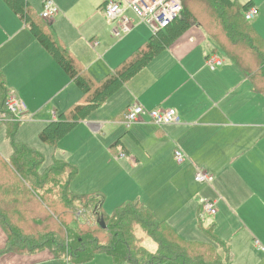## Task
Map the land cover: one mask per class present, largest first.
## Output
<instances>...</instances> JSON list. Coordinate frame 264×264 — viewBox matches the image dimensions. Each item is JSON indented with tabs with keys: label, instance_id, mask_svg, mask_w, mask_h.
Masks as SVG:
<instances>
[{
	"label": "crops",
	"instance_id": "obj_1",
	"mask_svg": "<svg viewBox=\"0 0 264 264\" xmlns=\"http://www.w3.org/2000/svg\"><path fill=\"white\" fill-rule=\"evenodd\" d=\"M28 1L40 15L45 0ZM54 1L60 12L46 22L97 80L153 35L146 24L137 22L132 31L116 39L114 25L104 12L107 0ZM240 2L257 9L251 23L264 40V0ZM165 39L168 43L159 54L97 109L102 112L79 121L56 149L52 147L53 157L88 168L71 183V191L105 192L106 214L138 199L185 239L202 240L192 235L198 231L200 204L215 200L218 211L207 216L205 223L215 225L229 247L233 264H264V94L226 57L222 56L223 65L218 68L208 66L207 57L215 47L210 46L211 39L200 26ZM0 71L8 91L25 103L23 118L31 120L32 113L42 112V128L58 120L82 96L75 82L3 0ZM68 89V105H60L58 98ZM135 103L146 109L176 108L180 121L160 127L145 115L144 121L127 127L125 114ZM177 149L186 157L182 164L175 160ZM11 154L12 150L0 151L4 159ZM199 169L212 173L214 181L197 182ZM6 240L0 226V250ZM0 264L114 261L100 253L89 262H67L45 248L32 253L2 252Z\"/></svg>",
	"mask_w": 264,
	"mask_h": 264
},
{
	"label": "trees",
	"instance_id": "obj_2",
	"mask_svg": "<svg viewBox=\"0 0 264 264\" xmlns=\"http://www.w3.org/2000/svg\"><path fill=\"white\" fill-rule=\"evenodd\" d=\"M3 1L82 92L78 103L62 112L58 120L48 123L39 134L40 140L54 149L79 121L87 119L159 54L168 43L162 35L179 20L180 25L171 34L178 36L192 26H200L209 39L225 46L221 48L226 58L252 81L256 91L264 94V40L245 18L249 3L181 0L183 10L169 27L153 33L147 43L97 80L28 0ZM8 92L5 75L0 71V112L8 117L5 123L12 147L9 159L0 155V226L7 236L0 253H32L47 248L60 260L68 258L73 263L89 262L97 254L105 253L114 264H233L229 247L216 233L214 224L205 229L210 242L185 239L138 199L124 202L108 215L103 210L105 199L100 193L71 191V183L79 173L77 166L53 157L52 163L43 168L45 155L16 138L20 122L10 120L12 115L5 107ZM18 189L19 193L14 192ZM76 201L84 204L85 208L80 207L85 210L84 219L76 230H70L71 220L67 218L73 216ZM90 210L97 220L89 225L85 218ZM100 217L104 219V228L98 221ZM199 227L204 228L201 220ZM145 236L156 243L155 251L144 246Z\"/></svg>",
	"mask_w": 264,
	"mask_h": 264
},
{
	"label": "built area",
	"instance_id": "obj_3",
	"mask_svg": "<svg viewBox=\"0 0 264 264\" xmlns=\"http://www.w3.org/2000/svg\"><path fill=\"white\" fill-rule=\"evenodd\" d=\"M183 5L181 0H107L104 5V12L107 18L114 23L113 36L121 39L127 33L132 31L136 22L145 23L153 33L169 27L181 14ZM129 11L132 12L129 13ZM60 10L54 0H45L41 11V17L46 20H53ZM257 15V9L250 7L245 14L247 20H253ZM97 44V41H93ZM223 58L220 54L211 53L207 57V64L212 69L223 65ZM5 107L9 114L12 115L10 120L16 122L23 121V115L27 113L25 103L18 98L13 91H9ZM148 116L151 123L157 126L176 124L180 121V113L176 108L156 107L146 109L139 103L129 106L124 123L127 127L144 121V116ZM8 120L5 113L0 112V125ZM125 154H121L124 157ZM175 160L178 164L185 162L184 153L177 149L175 151ZM215 177L212 173L204 169H199L195 175V180L199 183H212ZM215 200H202L200 204V216L215 215L217 213Z\"/></svg>",
	"mask_w": 264,
	"mask_h": 264
},
{
	"label": "rangeland",
	"instance_id": "obj_4",
	"mask_svg": "<svg viewBox=\"0 0 264 264\" xmlns=\"http://www.w3.org/2000/svg\"><path fill=\"white\" fill-rule=\"evenodd\" d=\"M239 2H240V0H238ZM183 10V9H182ZM38 12V11H37ZM129 13H132L131 11H129ZM105 15H106V13H105ZM210 20V19H209ZM138 22V21H137ZM137 22H136V24H137ZM142 23V22H141ZM253 23V22H252ZM145 24V23H144ZM111 25H114L113 23H111ZM180 25V20L179 21H177L172 27H170L168 30H166V32L165 33H167V32H170V34H171V30L172 31H174L175 29H177L178 28V26ZM214 28V27H213ZM163 34L162 36L163 37H166V35L167 34ZM110 36V35H109ZM122 39V38H121ZM209 42V44H210V46H212V47H216L217 49H215L216 51H214V49H212L211 50V52L212 53H216V54H220L221 56H225V51L223 50L224 48H225V46L224 45H222L221 47L223 48H221L220 46H219V44L218 43H216V42H214V40H209L208 41ZM107 45V44H106ZM106 47V46H105ZM224 52H223V51ZM226 57V56H225ZM74 86V85H73ZM74 88H76L75 86H74ZM77 89V88H76ZM78 90V89H77ZM69 95H71V90L70 89H68L63 95H61L59 98H58V100L59 99H61V102H60V105H65V106H67L68 104H67V100H68V98H69ZM57 106H59V105H57ZM68 109V108H67ZM102 109H100V110H98L97 111V109L96 110H94L91 114H95L96 116H97V114H99V112H102L101 111ZM33 115H32V118H31V120H27L26 118H23V121L22 122H20L19 123V129H18V131H17V136H16V138H17V140L18 141H20V142H22L23 141V143H27V144H29V145H31V146H33L35 149H37L38 151H40V152H42L44 155H45V162H44V165H43V168L45 167V166H47L48 164H51L52 163V161H53V154H52V146L50 145V144H48V143H44L43 141H41L40 140V138H39V134H40V132L42 131V118H43V114H42V112H34V113H32ZM90 114V115H91ZM101 114V113H100ZM12 150V147H11V144H10V140L8 139V137H7V126L5 125V123L3 122V123H1V125H0V151H3L4 153H9L10 151ZM52 157V158H51ZM51 159H52V161H51ZM68 161V160H67ZM72 164H74V165H76L77 166V168H78V170H79V173H78V175L75 177V179L74 180H77V178L79 177V175L81 176V175H83V174H86L87 173V171H88V168L87 167H85V166H81V165H79L77 162H74V161H71V160H69ZM19 189L18 190H16V191H14V192H18L19 193ZM24 192V191H23ZM96 192H98V193H100L101 195H103L104 196V199H105V192H100V191H96ZM24 193H26V191L24 192ZM92 193H95V192H92ZM91 194V193H90ZM22 198H25L24 197V195H23V197ZM34 198H36V197H34ZM86 202V201H85ZM76 204H77V207H73L74 209H73V216L71 217V216H68V220H71L69 223H68V227H69V229L70 230H76L77 229V227L79 226V222H81L83 219H82V216H84L83 215V213H85V210L83 209V208H80V207H84V204H82V203H80V202H77L76 201ZM103 206H104V208H103V210H104V212H105V201H104V203H103ZM85 208V207H84ZM112 210H108V215L109 214H113V212H114V209L113 208H111ZM86 218H85V220H86V222L88 221L89 222V225L90 224H94L95 222H96V218H95V216L93 215V212L90 210L89 212L88 211H86ZM81 216V217H80ZM80 218V219H79ZM62 219V218H61ZM77 219H79V220H77ZM199 219L204 223V228L202 229V228H200L199 227ZM199 219H197V232H195V234H192L193 236H199V237H201V238H199V239H202V240H197V241H203V242H210L211 241V239L209 238V236H208V234L206 233V231H205V229H206V227L207 226H209L208 224H206L207 223V221H208V218L206 217V218H202L200 215H199ZM205 220V221H204ZM206 222V223H205ZM99 234H102V233H99ZM141 235H143L144 236V233L142 232L141 233ZM191 239H197L196 237L195 238H191ZM143 244H144V246L146 247V248H148L149 250H151V251H153V250H155L156 249V247H157V245H156V243L152 240V239H150V238H148V237H145L144 238V241H143ZM100 254V253H99ZM105 254V253H104ZM223 254V253H222ZM65 261H67V262H69V260H68V258H66L65 259ZM160 264H162V263H160Z\"/></svg>",
	"mask_w": 264,
	"mask_h": 264
},
{
	"label": "water",
	"instance_id": "obj_5",
	"mask_svg": "<svg viewBox=\"0 0 264 264\" xmlns=\"http://www.w3.org/2000/svg\"><path fill=\"white\" fill-rule=\"evenodd\" d=\"M98 221L100 222V225H101L103 228L106 226L103 217H100V218L98 219Z\"/></svg>",
	"mask_w": 264,
	"mask_h": 264
}]
</instances>
